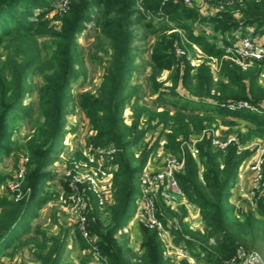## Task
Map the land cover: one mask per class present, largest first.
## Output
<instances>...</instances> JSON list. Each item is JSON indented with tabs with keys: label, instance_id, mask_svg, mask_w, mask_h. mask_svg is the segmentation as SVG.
<instances>
[{
	"label": "trees",
	"instance_id": "16d2710c",
	"mask_svg": "<svg viewBox=\"0 0 264 264\" xmlns=\"http://www.w3.org/2000/svg\"><path fill=\"white\" fill-rule=\"evenodd\" d=\"M56 1L0 0V164L21 150L13 141L15 127L34 115L33 104H24L34 93L30 75L40 73L43 79L38 93L36 128L25 145L30 162L23 190L30 189L31 194L20 203L0 198V258L23 234L30 233L33 216L48 201L39 198V194L51 179L48 168L67 135L71 87L80 78L76 68L78 38L91 23L100 29L97 48L107 60L97 93H82L80 104L95 131L89 144L97 149H115L112 165L117 167L113 204L105 207L106 214L102 217L101 207L92 198L88 216L89 230L105 264H190L187 260L174 263L165 259V248L156 231L140 226V255L130 248L127 234H123L122 241L116 238L119 231L131 226L141 175L162 141L165 154L184 158L185 170L177 178L189 201L201 210L204 224V233L193 232L181 215L182 230L176 233L175 243L185 242L191 256L204 264H228L239 246L262 253L264 258V201L258 203L255 211L238 212L230 206L239 168L253 154V150L240 152L238 146L264 139V114L248 110L232 112L221 106L240 101L255 107L264 105V85L260 82L263 68L255 64L243 71L222 60V45L211 43L205 29L195 34L196 23L211 24L213 39L240 27L244 33L248 26L262 28L264 0H244L208 17L175 0H70L66 12L46 18L55 9ZM149 15L154 18L149 20ZM160 18L169 19L170 23L154 24L153 20ZM141 27L148 33L140 34ZM175 30L185 33L188 41L199 46L208 57L222 60L218 81L207 62L194 68L186 56L176 57L175 44L181 48L192 46H184L182 35ZM150 35L155 39L150 58L152 94L158 95L162 107H171L174 112L140 104L141 97L135 88L131 89L139 51L134 45ZM165 70L171 71L168 80L171 87L166 90L164 83L157 81ZM127 108L133 110L131 125L124 119ZM218 118L230 128L238 126L235 120L249 124V128L245 133L238 130L237 142L225 151L214 147L210 137H204L195 145L198 153L195 158L187 144L192 137L213 130L211 127ZM157 130L155 141L145 144L150 131ZM139 150L141 154L137 157ZM5 180L6 176L0 175V185ZM183 211L185 215L184 208ZM67 237L66 234L52 239L51 246L49 241L38 245L39 262L61 264ZM77 238L80 249H88L89 244L79 233ZM32 241L35 240L22 244Z\"/></svg>",
	"mask_w": 264,
	"mask_h": 264
},
{
	"label": "rangeland",
	"instance_id": "374dc122",
	"mask_svg": "<svg viewBox=\"0 0 264 264\" xmlns=\"http://www.w3.org/2000/svg\"><path fill=\"white\" fill-rule=\"evenodd\" d=\"M59 0L54 3V9L50 12L46 18H53L54 16L62 15L61 12H56L59 9ZM193 8L197 9L202 16L207 14V10H202L201 7L198 6V3H194ZM210 15H207V17ZM215 16V14L213 15ZM206 17V16H205ZM154 24H158L161 22L170 23L169 19H154ZM60 23L57 22V25ZM206 27L213 29L211 24H203L196 23L195 24V34H201L204 32L203 29ZM209 30V29H207ZM214 30V29H213ZM178 34L182 32L180 30H175ZM239 31L234 32H226L224 33V43L229 41L228 39H232L230 36L232 34H236ZM100 33V29L94 27V25L88 24L87 29L79 36L78 38V59L76 61V68L80 72V78L76 83H74L71 87L70 92V100L68 101L67 111L68 114L66 116V130L67 135L62 141L60 152L54 158L52 164L49 166L48 171L52 174L51 179L45 183L43 186V193L39 194V198L47 199L48 201L45 205L38 210V212L33 216V221L31 224L30 233L23 234L19 241H16L14 245L7 250L6 255L0 258V264H41L36 256L39 253L40 248L38 245H41L45 241H49L48 245L51 246L53 244L52 239L61 238L67 234V247L64 251L63 262L61 264H105L104 259L101 257L96 245V251L90 252V248L86 250L80 249V244L77 238V230H76V221L77 216L74 212V206L72 202H70L69 198L73 195V192L68 187L67 182L64 181L63 171L64 167L67 164V161L62 159L74 157L76 159H82L81 152L84 150L86 146H93L89 144V138H91L95 131L92 129L90 125L89 119L86 114L83 112L81 104H80V95L84 92H92L93 94L97 93L104 75V67L106 66V55L97 48V37ZM140 34L148 33L145 28H140ZM171 33V32H170ZM168 33V34H170ZM185 37L184 46L190 44L192 48L189 47L182 48L183 52H185V56L189 58L192 62L197 65L208 63L212 67V71L214 74V78L216 81L220 79V64L221 61L218 58L208 57L203 53L202 49L189 42L186 34L182 33ZM210 35V34H208ZM209 41L213 44H219L221 40L218 37L214 38L210 35ZM42 43V40H39ZM155 39L151 35L146 40H140L138 43L134 45L135 48H138V57L135 60L136 69L132 75L131 81V89L135 88L137 94L141 97L140 104L149 107L150 109L156 110L159 108V111H163L164 109H169L174 112V109L171 107H162L161 102L158 101V95L152 94V84L150 82V75L152 73L150 58L152 48L154 46ZM254 67V66H253ZM252 67V68H253ZM250 70V69H249ZM260 82L264 85V68L261 69ZM248 71V70H247ZM171 71L165 70L162 71L158 76L157 81L164 83V90L171 87V82H168L170 78ZM29 82L34 89V93L28 96L24 100V104L32 103L35 107V112L30 120H24L19 122L14 130L13 141L18 143V146L21 150L13 155L11 158L5 159L0 164V175L6 176L5 183L0 185V198L8 197L10 200L14 202L20 203L28 200L27 196L29 193L25 192V199L17 200L16 196H13L12 193L7 192V185L11 181H16L17 176H13V170L16 168L17 163L21 158L28 157V153L25 151V145L29 139L34 135V131L36 128V119L38 117V93L39 89L43 84V79L40 73H33L29 77ZM163 90V91H164ZM178 91L182 94L183 90L178 89ZM171 97V96H170ZM133 110L131 108H127L124 114L125 122L128 125L132 123ZM217 122L213 124L211 129L218 130L221 137L235 136L238 130H241L243 133L247 132L249 128V124L235 120L238 126H234L230 128L224 122L218 118ZM215 127V128H214ZM210 130V129H207ZM158 135V130L154 133L150 131L148 137L145 140V144H152L155 141V138ZM203 136H194L191 139V143L187 144L189 147H194L197 142L201 141ZM261 144L264 145L263 138L254 139L247 144L241 145L239 144V151L242 152L244 150H252L256 145ZM165 142H161V147L158 150L157 154L150 157L148 162V166L152 168H161L163 166L164 160L167 157L172 156L174 158L179 159L177 156L167 155L163 151V147ZM186 146V144H184ZM103 150H113V148L103 149ZM137 157L141 154V151H136ZM184 153H182L183 155ZM198 154V153H197ZM196 154V157H197ZM30 160V158H29ZM109 170H113V175L117 167L115 165L106 166ZM114 183V176H113ZM114 185V184H113ZM68 191H67V190ZM30 190V189H29ZM28 191V190H26ZM83 194L87 200V218L89 216V208L92 204V198L98 202L101 207V216L105 217V207L101 206L98 199L86 188L83 190ZM31 194V190H30ZM160 208L162 213L165 215L172 214V211L166 208L162 203L160 204ZM231 209V208H229ZM181 214L185 219L187 213L184 215L183 208L180 210ZM89 223V218H88ZM185 224L188 225L187 222L184 221ZM90 225V224H89ZM189 226V225H188ZM190 229V228H189ZM124 230H127L124 232ZM191 230V229H190ZM193 232H199L196 229L191 230ZM127 234L126 238L129 240V246L133 250V252L137 255L141 254V232L140 226L132 225L130 228H125L118 232L117 239L122 241L124 239V235ZM29 239H33L35 241L26 244ZM264 246V243L262 244ZM90 246V245H89ZM262 254V253H261ZM264 255V254H263ZM164 257L167 260H170L174 263L180 262L176 260L173 256L167 255L164 252ZM199 263V262H198ZM201 263V262H200ZM199 263V264H200ZM202 264V263H201Z\"/></svg>",
	"mask_w": 264,
	"mask_h": 264
},
{
	"label": "built area",
	"instance_id": "2783aa9c",
	"mask_svg": "<svg viewBox=\"0 0 264 264\" xmlns=\"http://www.w3.org/2000/svg\"><path fill=\"white\" fill-rule=\"evenodd\" d=\"M59 9L56 12L64 13L67 11L70 0H59ZM170 1V0H165ZM183 3L186 6H193L198 3L204 12V16H213L227 6L244 0H175ZM257 2L261 0H255ZM138 7L141 5L138 3ZM56 7L55 9H57ZM142 9V8H141ZM151 15L148 19H152ZM163 19V18H160ZM209 29V30H207ZM208 34L213 35L211 28L206 27ZM182 35V33H181ZM224 43V34L218 36L221 47L224 49L222 60L231 65L240 67L243 71L251 69L255 64L261 65L264 68V41L251 35L244 34L240 27L239 31L230 36ZM182 39L185 37L182 35ZM175 55L177 58L185 56L182 48L175 44ZM189 60V58H187ZM191 65L197 68L199 65L191 60ZM229 111L236 112L248 110L264 114V105L255 107L246 101L228 102L221 105ZM218 130H205L202 134L204 137H210L214 147L225 151L230 145L237 142L235 136L221 137ZM192 155L196 158L197 150L194 147H189ZM252 156L244 161L239 168V176L250 174L251 186L248 190H244L241 184H235V192L238 194V199L235 202V209L238 212L255 211L260 201H264V145L258 144L252 149ZM116 150L97 149L93 146H86L81 152L82 159L74 157L61 158L67 161L64 167V181L73 192L69 198L74 206V212L77 216L76 230L82 238L90 245V252L96 251L95 240L89 230L87 218V200L83 194V190L92 193L100 202L101 206L108 207L114 202L113 195V170H108L106 166H112L113 155ZM30 160L28 157L21 158L13 170V176H17L16 181H11L7 185V192L16 196L17 200L25 197L27 192L30 197V190L24 191V182L28 170ZM185 170V160L177 159L169 156L164 160L161 168H152L147 166L143 171L140 184L139 194L136 198L135 215L131 225H138L146 229L156 231L164 248L169 256H173L178 261L187 260L190 264H199L195 258L191 256L185 242L180 245L175 243L176 233L181 232L180 210L184 208L187 216L183 222H187L191 230L196 229L204 233V225L201 217V210L191 201H189L184 189L181 187L177 175ZM27 198V199H28ZM25 199V198H24ZM172 211V215L162 213L160 204ZM127 230H124L126 232ZM120 233V231H119ZM211 244H215L211 240ZM204 264L203 262H201ZM200 263V264H201ZM228 264H264L263 256L257 251H249L243 246L237 248L234 257L227 262Z\"/></svg>",
	"mask_w": 264,
	"mask_h": 264
},
{
	"label": "crops",
	"instance_id": "0c3cea01",
	"mask_svg": "<svg viewBox=\"0 0 264 264\" xmlns=\"http://www.w3.org/2000/svg\"><path fill=\"white\" fill-rule=\"evenodd\" d=\"M244 30H245L244 34L251 35L252 37L259 38L261 41H264V27L259 28L257 25H254V26H248ZM9 158H11V157H9ZM236 183L241 184V186L244 190H248L251 186L250 174H246V175L241 176V177L239 176ZM237 199H238V194L235 192V187H233L231 189V198H230V206L231 207L235 208L234 205H235V202L237 201ZM130 227H128V228H130Z\"/></svg>",
	"mask_w": 264,
	"mask_h": 264
}]
</instances>
